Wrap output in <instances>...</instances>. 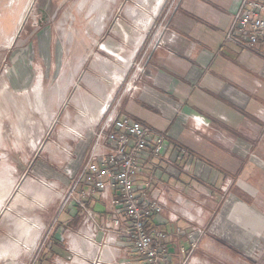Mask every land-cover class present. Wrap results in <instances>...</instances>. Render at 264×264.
I'll list each match as a JSON object with an SVG mask.
<instances>
[{
	"label": "crops",
	"instance_id": "1",
	"mask_svg": "<svg viewBox=\"0 0 264 264\" xmlns=\"http://www.w3.org/2000/svg\"><path fill=\"white\" fill-rule=\"evenodd\" d=\"M238 1L182 0L166 34L149 53L145 71L132 76L131 97L112 109L154 127L175 146L189 150L190 157L184 160H178L173 150L169 159L146 154L139 176V182L152 177L155 191L165 187L170 194L169 208L154 221L170 232L176 260L183 258L180 246L188 247L185 236L176 235L177 227L188 232L203 223L206 234L196 258L209 264H237L239 258L240 264H247L240 261L243 255L257 253L249 264H264V53L227 40ZM105 102L108 108L110 100ZM90 134L74 147L69 142L56 145L54 162L63 164L71 176L80 173L88 158ZM65 147L74 150L71 161L66 159L70 154L63 151ZM176 168L179 177L173 175ZM42 169L58 180L59 188H68L69 178ZM228 178L233 179L230 193L223 189ZM91 187L80 183L77 197L96 212L100 222L112 220L111 194L101 196ZM179 194L188 208H202L200 223L184 217L172 220L173 199ZM85 226L80 207L69 204L59 215L45 262L82 264L83 259L84 264H94L89 255L97 249L88 244ZM102 238L100 234L97 241ZM102 257L100 264L113 258L140 264L124 240L104 248Z\"/></svg>",
	"mask_w": 264,
	"mask_h": 264
},
{
	"label": "rangeland",
	"instance_id": "2",
	"mask_svg": "<svg viewBox=\"0 0 264 264\" xmlns=\"http://www.w3.org/2000/svg\"><path fill=\"white\" fill-rule=\"evenodd\" d=\"M161 1L157 14L159 0H0V264L49 257L67 189L42 167L71 179L56 145L86 140L131 97L182 0Z\"/></svg>",
	"mask_w": 264,
	"mask_h": 264
},
{
	"label": "built area",
	"instance_id": "3",
	"mask_svg": "<svg viewBox=\"0 0 264 264\" xmlns=\"http://www.w3.org/2000/svg\"><path fill=\"white\" fill-rule=\"evenodd\" d=\"M227 40L246 49L264 53V0L238 1ZM107 110L108 108L104 113ZM172 150L178 160L190 157L187 148L175 146L163 132L133 119L128 114L114 113V110H111L101 126L90 134L85 153L88 158L80 173H74L69 179L62 203L63 208L71 202L80 207L86 225L87 242L90 247L97 249L96 253L91 254L90 251V255L88 251L89 259L94 258V264H100L102 260L104 262L102 257L104 248L114 247L119 240L131 244V250L140 264H209L195 256L202 237L206 234L203 223L188 232L177 227L176 235L178 237L184 235L188 247L180 246L179 253L183 258L175 259L170 250L172 241L170 232L156 226L154 221L169 208L170 194L165 187H159L155 191L152 177L145 182H139L141 163L146 154L153 158L169 159L168 155ZM63 151L70 154L66 159L71 161L74 150L65 147ZM80 164L76 166L77 169L81 167ZM180 174L178 168L173 170L174 176L179 177ZM83 181L90 183L92 191L99 192L101 196L111 194L110 202L115 214L112 220L101 219L100 222L96 212L77 197L78 187ZM230 185L232 180L229 179L223 189L226 190ZM86 194H88L86 191L82 193L84 196ZM173 200L175 208L172 211L174 212L172 220L184 217L200 223L203 216L202 208L195 205L188 208L181 194ZM100 234L103 238L99 242L97 238ZM75 260L76 258L73 262ZM83 262L82 259V264ZM58 263L68 264L63 261ZM111 263L130 264L131 261L126 258L114 262L113 258L108 260V264Z\"/></svg>",
	"mask_w": 264,
	"mask_h": 264
},
{
	"label": "bare ground",
	"instance_id": "4",
	"mask_svg": "<svg viewBox=\"0 0 264 264\" xmlns=\"http://www.w3.org/2000/svg\"><path fill=\"white\" fill-rule=\"evenodd\" d=\"M159 1H160L159 4L155 7V9L157 10V12H156L157 14H158L159 10H161V5H162V3H163L161 0H159ZM162 7H163V6H162ZM156 10H155V11H156ZM155 16H156V15H155ZM137 21H138V20H137ZM150 22H151V21H150ZM151 23H152V22H151ZM146 31H147V30H146ZM112 53H113V51H112ZM112 53H111V54H112ZM123 60H125V58H124ZM126 62H127V64L130 66L131 61H130V60H127V61L125 60V63H126ZM108 103H109V102H107V103L105 102V103H104L105 106H103V108L101 109V111H103V112L105 111V109H106L107 106H108ZM2 192H3V191H2ZM4 194H5V193H4ZM0 197H1V196H0Z\"/></svg>",
	"mask_w": 264,
	"mask_h": 264
}]
</instances>
